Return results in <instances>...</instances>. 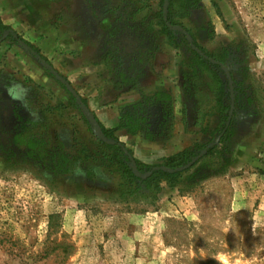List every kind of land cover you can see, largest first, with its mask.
Segmentation results:
<instances>
[{
  "label": "rangeland",
  "instance_id": "1",
  "mask_svg": "<svg viewBox=\"0 0 264 264\" xmlns=\"http://www.w3.org/2000/svg\"><path fill=\"white\" fill-rule=\"evenodd\" d=\"M168 5L0 0V20L10 27L0 39L1 124H16L15 106L38 121L41 100L68 104L72 93L58 77L101 124L162 88L174 98L173 125L155 141L141 133L121 143L135 161L164 167L166 158L219 139L221 83L229 115L231 86L235 102L225 154L231 162L200 163L176 188L163 184L157 197L143 185L121 196L117 177L96 168L90 181L84 165L54 177L23 155L12 157L0 139V264H264V0H189L185 11L174 0L175 42L158 24ZM191 43L219 67L196 64ZM26 79L44 91L32 92ZM58 123L91 137L74 109ZM175 196L188 197L190 207L182 210Z\"/></svg>",
  "mask_w": 264,
  "mask_h": 264
},
{
  "label": "trees",
  "instance_id": "2",
  "mask_svg": "<svg viewBox=\"0 0 264 264\" xmlns=\"http://www.w3.org/2000/svg\"><path fill=\"white\" fill-rule=\"evenodd\" d=\"M181 1V10L185 11L189 0ZM174 0H169V5L164 12L162 9L159 13L160 32L166 34L171 42H175L176 38L172 30L177 22L174 20L172 7ZM184 16V15H180ZM0 20V39L3 32L9 30ZM187 30V29H185ZM188 31V30H187ZM186 44H189L183 35ZM31 50L35 52L41 60L46 58L41 55L39 50L31 45ZM196 64L204 68L207 65L219 67V64H211L209 59H204L200 54L194 52ZM221 54V53H220ZM220 54L213 55L216 61L224 64V57ZM25 85L29 86V90L34 93L44 91L43 87L35 84L30 79H26ZM220 93L217 95V104L222 113L220 119L221 129L218 131L219 145L208 147V145H196L194 149L186 148L165 159L164 167L166 169L141 163L136 160L137 173H135L130 151L116 136L118 130H125L131 136H137L141 133L151 141L157 140L163 136L168 126H172L174 117V98L162 88H156L149 93H143L141 101L132 106L126 107L121 113L119 125L114 129L104 127L97 116V121L101 126L102 132L107 138V143L103 142L98 133L93 131V126L87 120V115L81 108L77 99L69 94L70 102L68 104L59 103L52 105L49 101H40L38 121L25 118L20 114L21 109L18 106L13 108V116L16 124L7 126L0 123V139L6 142L7 152L12 157L23 155L28 162L38 165V167L52 174L54 177H66L75 173L81 165L87 167L85 173L90 181L97 178L96 168L102 169L105 174L117 177L119 182L117 189L121 196L135 195L145 186L146 189L157 197L163 188V184H167L170 188H176L188 177L191 171L200 163L224 160V164L228 165L231 161L225 154L230 149L233 138V126L229 121V105H225V98L228 95L224 91L221 83ZM185 84H183V87ZM45 94V93H44ZM236 98V103H237ZM82 103L88 106L87 101L83 98ZM69 109L78 112L80 119L88 126L91 137H81V130L74 125L58 123L59 119L67 116ZM1 122V121H0ZM70 129L71 140H65V129ZM7 139V140H6ZM213 143V141L211 142ZM222 145V148L219 146ZM203 150L207 153L199 158V160L190 168L184 171L179 169L186 167L195 158L200 157ZM9 157L7 164L13 163ZM225 165H222L225 166Z\"/></svg>",
  "mask_w": 264,
  "mask_h": 264
},
{
  "label": "water",
  "instance_id": "3",
  "mask_svg": "<svg viewBox=\"0 0 264 264\" xmlns=\"http://www.w3.org/2000/svg\"><path fill=\"white\" fill-rule=\"evenodd\" d=\"M8 35V33L5 34L4 38ZM1 41V40H0ZM24 47H26L27 49H29V47L25 44H23ZM191 46L192 48L198 53L200 54L201 56H203L201 54V52L199 51V49L191 43ZM45 64V62H43ZM46 65V64H45ZM54 75H57L56 71L51 67V66H47ZM225 70L227 71V74L229 75V78L231 79V76L230 74L228 73V70L227 68H225ZM58 79L69 89V91L72 93V95L77 99V101L80 103L81 105V108L83 109V111L85 112V114L87 115V117L89 118L90 122L92 123V125H94L95 129H96V132L98 133L99 135V138L107 143V138L105 137V135L103 134L102 132V129H101V126L99 124V122L97 121L95 115L89 110V108L87 106H85L83 103H82V99L81 97L79 96V94L75 91V89H73L71 87V85L62 77H58ZM232 83V82H231ZM231 89H232V97H233V100H232V105H231V112H230V115H229V121L232 120V116H233V111H234V108H235V102H234V94H233V87L231 86ZM219 143V139L216 141V143H214L213 145H211L210 147L214 146L215 144ZM207 153L206 150H204L200 157H203L205 154ZM195 158L191 163H189L188 165H186V167L184 168H181L179 169L180 171H184V170H187V169H190L196 162L197 160L200 158ZM131 161H132V165H133V168H134V171L135 173L138 175L137 173V164H136V161L134 160V158L131 156ZM163 169H166L165 167H161Z\"/></svg>",
  "mask_w": 264,
  "mask_h": 264
},
{
  "label": "crops",
  "instance_id": "4",
  "mask_svg": "<svg viewBox=\"0 0 264 264\" xmlns=\"http://www.w3.org/2000/svg\"><path fill=\"white\" fill-rule=\"evenodd\" d=\"M1 21L4 25L9 26V25H7V22H5L3 19H1ZM135 104H137V103H135ZM129 106H131V105L124 104V105H122L121 109L122 108L124 109V108L129 107ZM120 118H121V114H120V117L116 121H114V122L111 121V122H107V123L102 122V125L104 127H106L107 129H114L119 125ZM116 136L119 138V140L121 142H123L125 144H128L127 140H130L131 138L135 137V136L129 135L123 129L118 130L116 132ZM172 200H174V202L177 203L178 206L180 208H182V210H186L190 207V199L186 196H183V197L182 196H175L174 199H172Z\"/></svg>",
  "mask_w": 264,
  "mask_h": 264
}]
</instances>
